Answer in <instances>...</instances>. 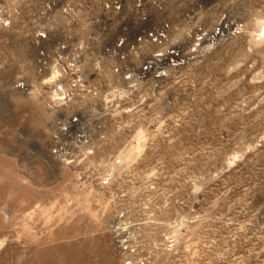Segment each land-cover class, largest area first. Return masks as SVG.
Wrapping results in <instances>:
<instances>
[{
    "label": "rangeland",
    "instance_id": "1",
    "mask_svg": "<svg viewBox=\"0 0 264 264\" xmlns=\"http://www.w3.org/2000/svg\"><path fill=\"white\" fill-rule=\"evenodd\" d=\"M0 264H264V0H0Z\"/></svg>",
    "mask_w": 264,
    "mask_h": 264
},
{
    "label": "built area",
    "instance_id": "2",
    "mask_svg": "<svg viewBox=\"0 0 264 264\" xmlns=\"http://www.w3.org/2000/svg\"><path fill=\"white\" fill-rule=\"evenodd\" d=\"M161 35H164V34L162 33ZM148 69H149V66L145 65L142 70L144 71V73H146Z\"/></svg>",
    "mask_w": 264,
    "mask_h": 264
}]
</instances>
